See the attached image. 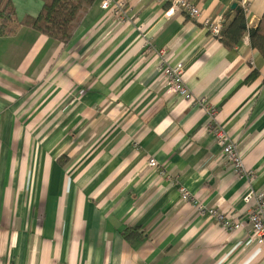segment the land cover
Masks as SVG:
<instances>
[{"label":"crops","instance_id":"obj_1","mask_svg":"<svg viewBox=\"0 0 264 264\" xmlns=\"http://www.w3.org/2000/svg\"><path fill=\"white\" fill-rule=\"evenodd\" d=\"M104 1L69 43L0 37V264H264L248 221L227 230L180 192L236 214L264 192V57L249 33L228 48L204 26L245 1L255 27L264 0H191L199 19L168 0H112L118 17ZM14 4L19 19L42 9ZM164 59L184 64L253 179L225 164L206 105L161 83Z\"/></svg>","mask_w":264,"mask_h":264},{"label":"built area","instance_id":"obj_2","mask_svg":"<svg viewBox=\"0 0 264 264\" xmlns=\"http://www.w3.org/2000/svg\"><path fill=\"white\" fill-rule=\"evenodd\" d=\"M173 8L168 12L172 14L174 10H179L192 19H199L201 16V9L191 0H175L173 1ZM113 5L116 13L119 10L120 4H113L112 0H105L102 4L104 9H109ZM243 8L245 13H249V7L247 3L243 2ZM222 20H211L209 18L204 20V26L207 27L214 36L219 37L221 35ZM162 56L166 55L164 49L159 51ZM160 77L163 79L162 84L167 87L169 90L175 94L183 97L187 100L200 102L204 105L206 100L204 98H196L190 88L187 86L184 80L185 66L182 62L171 64L167 59H164L158 68ZM208 108V113L212 117L211 128L213 135L219 145L222 146V155L221 157L225 160V164L229 163L235 164L236 173H243L244 176H248L250 179H253L255 175L252 170L245 172V167L243 163V157L238 149V146L235 142L231 141L230 137L225 132L224 128L219 125L216 120V110L210 105H206ZM214 121V123H213ZM149 165L151 167H158L159 163L156 159H150ZM180 192L185 201L193 202L198 211L202 214H208L211 217H214L222 226L230 231H237L243 228L244 223L241 222V218H248L251 223L250 226V236L257 240L259 245L264 248V192L259 193H248L244 198L246 202L254 201L253 206L246 212L240 213L237 215L238 219L234 220L231 218V215H224L218 209L207 208L201 201L197 200L195 195H192L185 187L180 188Z\"/></svg>","mask_w":264,"mask_h":264},{"label":"trees","instance_id":"obj_3","mask_svg":"<svg viewBox=\"0 0 264 264\" xmlns=\"http://www.w3.org/2000/svg\"><path fill=\"white\" fill-rule=\"evenodd\" d=\"M42 9L36 17L19 20L14 0H0V37L12 36L29 27L60 43H69L76 28L96 0H40ZM233 18L229 20V17ZM229 20V21H228ZM219 38L228 47L236 46L249 33L250 42L264 57V15L255 27H249L243 7L229 9ZM259 75L255 70L248 80ZM63 164L64 159H58ZM131 231H125L126 236Z\"/></svg>","mask_w":264,"mask_h":264},{"label":"rangeland","instance_id":"obj_4","mask_svg":"<svg viewBox=\"0 0 264 264\" xmlns=\"http://www.w3.org/2000/svg\"><path fill=\"white\" fill-rule=\"evenodd\" d=\"M173 1H175V0H168V2H170L171 4H173ZM196 4V3H195ZM174 5V4H173ZM199 8H200V6L198 5V4H196ZM103 8V7H102ZM122 9H123V5H120V7H119V10H118V12L116 13V11L114 10V8H113V10H114V13L116 14V16H118V17H121V13H122ZM25 17H28V15H26ZM24 17V18H25ZM32 17H36V16H32ZM18 18H19V16H18ZM23 18V19H24ZM19 20H22V19H19ZM223 26H224V24H223V22H222V25H221V28H223ZM210 31V30H209ZM211 32V31H210ZM211 34H212V32H211ZM213 35V34H212ZM165 50V49H164ZM166 54H167V52H166ZM174 93V92H173ZM194 95V94H193ZM183 98V97H182ZM183 99H185V98H183ZM187 100V99H186ZM195 102V101H194ZM231 141H232V139H231ZM234 142V141H233ZM65 160V159H64ZM243 163H244V160H243ZM229 166H230V168L232 169V171L235 173V174H237V175H240V176H243L244 177V175L245 174H241V173H236V171H235V164H231V163H229L228 164ZM245 167V166H244ZM154 168H157V167H154ZM245 172L247 171V168H245V170H244ZM253 174H254V171H253ZM249 176V175H248ZM181 196H182V194H181ZM196 199L197 200H199L198 199V197H196ZM182 200H184L183 199V197H182ZM185 201V200H184ZM221 213H224V215H231V218H233L234 220H237L238 219V217H237V215L238 214H236L237 212H234V213H226V212H222V211H220ZM240 214V213H239ZM246 221H248V223H249V225L251 226V223L249 222V220H248V218H245V217H243V218H241V222H243L244 224H245V222Z\"/></svg>","mask_w":264,"mask_h":264},{"label":"water","instance_id":"obj_5","mask_svg":"<svg viewBox=\"0 0 264 264\" xmlns=\"http://www.w3.org/2000/svg\"><path fill=\"white\" fill-rule=\"evenodd\" d=\"M238 7V4L237 3H234L233 5H232V9H235V8H237Z\"/></svg>","mask_w":264,"mask_h":264}]
</instances>
